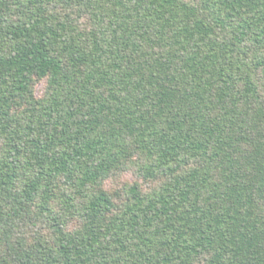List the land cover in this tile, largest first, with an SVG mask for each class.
<instances>
[{"label": "trees", "instance_id": "1", "mask_svg": "<svg viewBox=\"0 0 264 264\" xmlns=\"http://www.w3.org/2000/svg\"><path fill=\"white\" fill-rule=\"evenodd\" d=\"M0 264H264V0H0Z\"/></svg>", "mask_w": 264, "mask_h": 264}]
</instances>
